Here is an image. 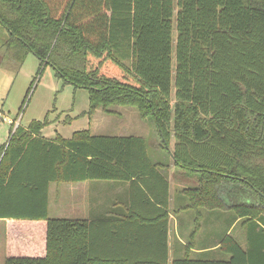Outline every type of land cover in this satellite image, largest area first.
<instances>
[{
  "label": "trees",
  "instance_id": "16d2710c",
  "mask_svg": "<svg viewBox=\"0 0 264 264\" xmlns=\"http://www.w3.org/2000/svg\"><path fill=\"white\" fill-rule=\"evenodd\" d=\"M0 27L3 60L52 65L90 91L89 116L120 105L152 119L195 208L241 222L245 247L227 233L221 259L172 264H264V0H0ZM49 124L12 126L0 146L5 264H170V183L147 140L47 139ZM94 180L131 184L126 220L50 216L53 183Z\"/></svg>",
  "mask_w": 264,
  "mask_h": 264
},
{
  "label": "rangeland",
  "instance_id": "374dc122",
  "mask_svg": "<svg viewBox=\"0 0 264 264\" xmlns=\"http://www.w3.org/2000/svg\"><path fill=\"white\" fill-rule=\"evenodd\" d=\"M2 33L6 35L0 27ZM176 36L175 31L174 38ZM90 104L88 89L66 83L52 65L42 64L36 55L30 53L17 70L13 62L3 60L0 52V146L7 143L12 126L15 131L18 124V127H27L32 122L48 119L50 124L43 130L45 136L60 135L70 139L78 131L89 129L95 135L143 137L156 163L164 168H176L168 151L162 148L164 144L156 124L152 119H144L136 107L112 105L109 113L100 109L89 116ZM174 144L172 138L171 150ZM52 195L56 196L54 188ZM53 205L51 200L50 216L55 218L58 216ZM232 219L231 212L222 213L215 236L219 234L221 241L229 233L245 247V230L241 222L237 225ZM1 225L4 224L0 222V259L6 253V234ZM208 228L209 224H204L203 233Z\"/></svg>",
  "mask_w": 264,
  "mask_h": 264
},
{
  "label": "crops",
  "instance_id": "0c3cea01",
  "mask_svg": "<svg viewBox=\"0 0 264 264\" xmlns=\"http://www.w3.org/2000/svg\"><path fill=\"white\" fill-rule=\"evenodd\" d=\"M43 136L47 139L57 137ZM157 170L170 183L168 208L169 263L172 264L174 259L185 256H189L191 259H221V241L219 234L215 236V228L221 221L220 211L195 208V199L194 201L189 200L183 192L185 188H189L191 185L178 180L176 175L182 173L178 169L160 167ZM53 188L56 196L52 195ZM175 193L176 195H174ZM51 200L58 216L55 218L89 222L107 220L119 224L130 216L132 186L129 182L106 180L53 183L50 187V202ZM135 201L138 203L140 199L135 198ZM0 222L4 224L1 226L7 234V220L0 219ZM207 223L209 228L206 233H203L204 224ZM5 261L6 253L0 259V264H5Z\"/></svg>",
  "mask_w": 264,
  "mask_h": 264
},
{
  "label": "water",
  "instance_id": "95a60500",
  "mask_svg": "<svg viewBox=\"0 0 264 264\" xmlns=\"http://www.w3.org/2000/svg\"><path fill=\"white\" fill-rule=\"evenodd\" d=\"M169 151H170L172 159L175 160L174 155L172 154V150L170 148H169Z\"/></svg>",
  "mask_w": 264,
  "mask_h": 264
},
{
  "label": "built area",
  "instance_id": "2783aa9c",
  "mask_svg": "<svg viewBox=\"0 0 264 264\" xmlns=\"http://www.w3.org/2000/svg\"><path fill=\"white\" fill-rule=\"evenodd\" d=\"M12 124H13V121H12ZM19 125V124H18ZM18 125L16 126V128L18 127Z\"/></svg>",
  "mask_w": 264,
  "mask_h": 264
}]
</instances>
